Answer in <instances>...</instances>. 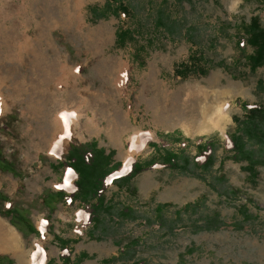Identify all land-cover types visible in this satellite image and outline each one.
Here are the masks:
<instances>
[{
  "label": "rangeland",
  "instance_id": "1",
  "mask_svg": "<svg viewBox=\"0 0 264 264\" xmlns=\"http://www.w3.org/2000/svg\"><path fill=\"white\" fill-rule=\"evenodd\" d=\"M116 1L128 13L95 21L88 9L106 0H0V155L20 177L0 170L10 202L0 201V257L59 264L60 238L81 264H264V163L250 181L225 147L244 115L238 101L264 106V65L251 73L237 44L250 19L264 30V0ZM119 30L135 35L122 48ZM181 65L208 74L177 78ZM174 133L192 141L190 157L216 137L212 169L162 168L152 145L180 150L176 136L159 138ZM92 140L121 164L106 180L111 212L98 226L78 201L54 205L49 194L74 187L67 146ZM249 144L264 157L263 144ZM136 160L153 167L111 184ZM12 207L28 211L37 235L2 214Z\"/></svg>",
  "mask_w": 264,
  "mask_h": 264
},
{
  "label": "trees",
  "instance_id": "2",
  "mask_svg": "<svg viewBox=\"0 0 264 264\" xmlns=\"http://www.w3.org/2000/svg\"><path fill=\"white\" fill-rule=\"evenodd\" d=\"M116 4V7H112V4ZM91 19L95 21L108 18L110 15L119 16L128 13L125 6L119 5L116 0H106L102 8L97 6L88 9ZM109 14V15H108ZM160 23V21H158ZM242 41H237L238 46L247 62V66L251 73L264 65V30H262L258 24L256 17L250 19L248 26H242L240 33H238ZM134 33L128 30H119L115 33V44L122 48L125 44L134 40ZM245 46L252 49L249 55H245ZM190 66L192 64L190 63ZM187 65L178 66L175 71V77L185 79L189 75L196 77H204L208 74V68L205 66L190 67ZM239 106L244 112L242 119L233 117V121L236 124V128L228 134L226 142V150L230 153V159L234 162H246L243 169L247 172V177L250 181L257 176V166L261 162L264 163V157L258 155L254 147H250V141L258 142L264 145V106L263 105H250L238 101ZM174 139L175 142L180 143V150H170L161 145L157 147L153 144L155 153L159 158L158 163L162 168L171 171H186L193 167L199 170H211L216 162L215 153L218 148V142L216 137L209 138L205 141H199L195 144V155L193 157L186 156L184 149L187 146L192 145V141L186 138L172 135H160L164 141ZM259 151V150H258ZM114 151L110 150L106 153L105 149L98 147L97 141L92 140L82 144H71L67 151L65 159V166L76 175L74 181V188L67 194L61 191L53 195V204L63 202L64 199L75 202L78 201L82 204V208L87 214V223L98 226L101 224V215L103 212H111V208L107 205L105 198V191L108 187L106 182L107 178L120 169L121 164L119 162H113L112 158ZM62 165V163H58ZM222 163H220V166ZM153 167V162H140L134 161L123 175L116 178L111 184L129 183L140 173L147 171ZM0 170L12 174L16 178H20L15 172V168L11 163L6 161L0 155ZM229 192L236 193V190L231 189ZM231 193V194H232ZM49 198V197H48ZM47 197L42 198V202L46 205ZM0 201L10 203L0 195ZM167 205H158L156 211L161 210ZM48 208V207H47ZM49 211L54 209L48 208ZM3 215L10 217L11 224L24 236L37 235L36 229L32 223L29 222L28 211L21 210L17 207L6 209L2 213ZM121 215L130 217L132 210L129 208H123L120 212ZM60 246L61 255L59 256V264H81L77 259L71 258V251L67 248L72 242L65 239H56ZM135 243V241H133ZM124 250V249H122ZM80 259H84L86 255H80ZM116 258L106 259L99 264H113ZM0 264H11V261L6 257H0ZM46 264H56L54 261H48ZM139 264H144L143 261H139Z\"/></svg>",
  "mask_w": 264,
  "mask_h": 264
},
{
  "label": "crops",
  "instance_id": "3",
  "mask_svg": "<svg viewBox=\"0 0 264 264\" xmlns=\"http://www.w3.org/2000/svg\"><path fill=\"white\" fill-rule=\"evenodd\" d=\"M72 144H76V143H72ZM69 146H70V145H68L67 147H69ZM65 150H66V149H65ZM60 163H61V162H60ZM57 165H58V164H57ZM58 166L62 167V165H58ZM64 169L69 170V169L66 168V167H65ZM71 191H72V190H71ZM69 192H70V191H69ZM69 192H68V193H69ZM56 193H57V192H56ZM62 193H63V192H62ZM49 194H50V196H51V195H54L55 193H49ZM65 194H67V193H65Z\"/></svg>",
  "mask_w": 264,
  "mask_h": 264
},
{
  "label": "bare ground",
  "instance_id": "4",
  "mask_svg": "<svg viewBox=\"0 0 264 264\" xmlns=\"http://www.w3.org/2000/svg\"><path fill=\"white\" fill-rule=\"evenodd\" d=\"M79 1H80V0H79ZM203 116H204V115H203ZM212 121H213V120H212ZM207 122H208V121H207ZM211 123H212V122H211ZM218 123H219V122H215L214 125H218ZM209 124H210V123H209ZM131 153H133V151H131ZM131 153H130V154H131ZM131 155H132V154H131ZM2 225H3V224H2ZM4 227H5V226H4ZM1 230H2V229H1V227H0V232H1ZM0 235H1V233H0Z\"/></svg>",
  "mask_w": 264,
  "mask_h": 264
},
{
  "label": "clouds",
  "instance_id": "5",
  "mask_svg": "<svg viewBox=\"0 0 264 264\" xmlns=\"http://www.w3.org/2000/svg\"><path fill=\"white\" fill-rule=\"evenodd\" d=\"M236 2H237V3H239V2H240V0H236ZM234 8H235V5H233V8H232V9H230V10H234Z\"/></svg>",
  "mask_w": 264,
  "mask_h": 264
}]
</instances>
